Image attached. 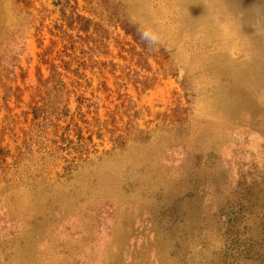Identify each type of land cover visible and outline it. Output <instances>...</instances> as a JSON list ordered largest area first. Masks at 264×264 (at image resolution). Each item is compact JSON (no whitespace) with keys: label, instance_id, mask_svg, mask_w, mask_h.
Wrapping results in <instances>:
<instances>
[{"label":"rangeland","instance_id":"obj_1","mask_svg":"<svg viewBox=\"0 0 264 264\" xmlns=\"http://www.w3.org/2000/svg\"><path fill=\"white\" fill-rule=\"evenodd\" d=\"M264 0H0V264H264Z\"/></svg>","mask_w":264,"mask_h":264},{"label":"crops","instance_id":"obj_2","mask_svg":"<svg viewBox=\"0 0 264 264\" xmlns=\"http://www.w3.org/2000/svg\"><path fill=\"white\" fill-rule=\"evenodd\" d=\"M258 82H262V84L264 85V73L262 72V74H259L258 76Z\"/></svg>","mask_w":264,"mask_h":264}]
</instances>
